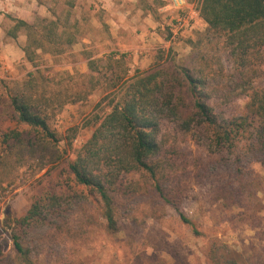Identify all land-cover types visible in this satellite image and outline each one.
<instances>
[{"label":"trees","instance_id":"obj_1","mask_svg":"<svg viewBox=\"0 0 264 264\" xmlns=\"http://www.w3.org/2000/svg\"><path fill=\"white\" fill-rule=\"evenodd\" d=\"M194 9L207 28L202 37L188 41L187 60L179 62L170 47L161 48L148 69L130 75L123 54L87 57L88 73L68 75L76 81L75 88L66 97L67 90L58 92L55 106V98L37 81V69L21 81L0 79V118L6 114L13 124L0 131V166L6 161L19 166L35 158L46 160L48 166L39 180L46 189L23 217L13 220L18 230L50 224L65 205L91 197L107 230L115 233L116 197L136 191V184L125 185L124 178L137 174L176 211L181 223L199 235L179 209L182 192L173 185L180 172L185 174L198 162L188 161L184 147L189 142L210 154L209 163L215 166L233 159L229 180L216 187L221 206L246 210L245 200L256 199V182L242 162L250 155L264 165V0H195ZM9 18L14 24L7 36L15 39L18 32H25L21 50L34 67L39 53L56 58L77 43L76 23L67 18L35 16L32 22ZM204 41L202 47L217 50L201 51ZM96 91L102 97L83 125L91 135L71 157L60 149L47 109L84 101ZM236 95L246 100L243 113L227 115L224 108ZM78 131L73 127L64 137L69 150ZM13 240L17 258L35 264L21 235L14 234ZM207 255L211 264H244L242 255L226 245H211Z\"/></svg>","mask_w":264,"mask_h":264},{"label":"rangeland","instance_id":"obj_2","mask_svg":"<svg viewBox=\"0 0 264 264\" xmlns=\"http://www.w3.org/2000/svg\"><path fill=\"white\" fill-rule=\"evenodd\" d=\"M39 1L49 10L47 18H67L69 23H76L77 43L56 58L39 53L34 67L21 50L26 43L25 32H18L15 39L7 36L14 24L9 17L16 18L17 10L0 5V79L21 81L37 69V81L44 83L48 96L55 98L54 106L58 92L67 90L63 94L66 97L75 88L76 81L68 75L88 73L87 57L123 54L132 75L137 69H148L161 48L170 47L179 62L187 60L191 55L188 41L202 37L207 28L200 18L197 23L186 18L190 9L182 8L180 1L189 2L194 9L195 0H177L179 8L175 0ZM35 16L40 15L34 14L29 22ZM179 21H183L182 28L177 26ZM204 43L200 45L201 51L217 50L202 47ZM101 97L102 93L96 91L84 101L47 109L50 128L60 138L59 147L70 152L71 157L89 139L91 131L83 125ZM245 103L242 95H236L224 109L227 115H240ZM3 110L7 111L6 105ZM5 117L2 114L0 118V131L13 127ZM73 127H79V131L69 150L64 137ZM187 145L184 149L188 161L198 162L185 174L180 172L173 185L182 192L179 209L195 224L199 235L181 223L176 211L163 204L137 174L124 178L125 185L136 184V191L116 197L115 233L107 230L91 197L81 204L65 205L64 212L59 218L53 217L50 224H37L23 232L13 220L23 217L46 189L47 184L39 180L48 166L46 160L37 158L27 159L19 166L6 161L0 166V264H23L15 253L14 234L21 235L35 264H211L207 253L211 245L219 244L241 254L244 264H264V165L250 155L244 156L242 165L258 189L256 199L245 200L246 210L239 206L226 209L216 200L215 192L232 175L233 159L215 166L209 163L212 158L202 147L192 142Z\"/></svg>","mask_w":264,"mask_h":264},{"label":"crops","instance_id":"obj_3","mask_svg":"<svg viewBox=\"0 0 264 264\" xmlns=\"http://www.w3.org/2000/svg\"><path fill=\"white\" fill-rule=\"evenodd\" d=\"M7 4L8 6L12 7L13 9L17 10V17L18 19L24 20V21H31L33 18V15H40L43 17H47L49 14V10L46 8V4L42 3L39 0H5V3L3 0H0V5ZM175 5L179 8L180 3L175 0ZM192 4L189 2L184 1L182 8L190 9L189 15L187 20H193V22L197 23L199 22V16L195 9L192 8ZM181 8V7H180Z\"/></svg>","mask_w":264,"mask_h":264},{"label":"built area","instance_id":"obj_4","mask_svg":"<svg viewBox=\"0 0 264 264\" xmlns=\"http://www.w3.org/2000/svg\"><path fill=\"white\" fill-rule=\"evenodd\" d=\"M180 1V0H179ZM181 3H183L182 1H180ZM183 21H179L178 23H177V26H179V28H182L183 27Z\"/></svg>","mask_w":264,"mask_h":264}]
</instances>
